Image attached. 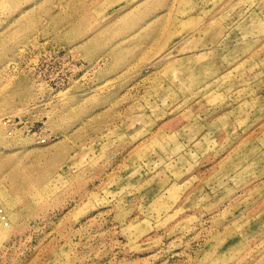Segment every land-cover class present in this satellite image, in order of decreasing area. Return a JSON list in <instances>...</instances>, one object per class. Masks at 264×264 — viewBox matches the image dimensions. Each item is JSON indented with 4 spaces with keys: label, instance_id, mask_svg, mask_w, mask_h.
<instances>
[{
    "label": "rangeland",
    "instance_id": "374dc122",
    "mask_svg": "<svg viewBox=\"0 0 264 264\" xmlns=\"http://www.w3.org/2000/svg\"><path fill=\"white\" fill-rule=\"evenodd\" d=\"M0 264H264V0H0Z\"/></svg>",
    "mask_w": 264,
    "mask_h": 264
}]
</instances>
